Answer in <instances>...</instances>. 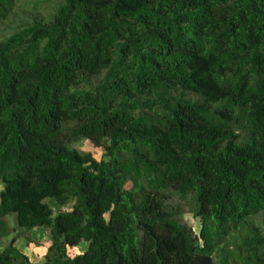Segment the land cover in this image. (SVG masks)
I'll return each mask as SVG.
<instances>
[{
    "label": "trees",
    "instance_id": "trees-1",
    "mask_svg": "<svg viewBox=\"0 0 264 264\" xmlns=\"http://www.w3.org/2000/svg\"><path fill=\"white\" fill-rule=\"evenodd\" d=\"M262 213L264 0H59L0 38V264H264Z\"/></svg>",
    "mask_w": 264,
    "mask_h": 264
},
{
    "label": "rangeland",
    "instance_id": "rangeland-1",
    "mask_svg": "<svg viewBox=\"0 0 264 264\" xmlns=\"http://www.w3.org/2000/svg\"><path fill=\"white\" fill-rule=\"evenodd\" d=\"M59 0H16L15 8L10 17L1 25L0 30V38H4L11 34L14 29L19 26L21 23H24L30 20L35 13L40 14H47L48 8L52 5L58 3ZM75 147H78L85 151H91L92 154L100 158L104 153L102 147L95 146L90 139L84 138L74 143ZM169 202L173 206V208L178 212L177 217L182 221L190 225L194 231L199 234L201 228V220L199 217L194 215V202L192 201L191 197H187L185 199L179 198L177 195H172L169 199ZM60 209L62 211L68 210L69 207L61 206L55 208ZM11 219V218H10ZM260 222L264 224V213L260 215ZM11 221L13 224L15 223L14 219ZM44 230L47 228L42 226L40 227ZM27 235V236H26ZM24 236L25 239L22 238L20 242L17 244L19 248L22 250H28L30 247L28 246L29 243L33 244L34 252L30 249L29 255L33 258L36 262H41L45 259L43 251H46V246L50 245L47 236L43 230H39L34 228L29 234ZM20 237V238H21ZM6 239L3 240L2 244H5ZM27 244V245H26ZM88 246L87 241H82L79 245L70 246L69 253L74 255L76 253H80L84 251ZM219 259V258H217Z\"/></svg>",
    "mask_w": 264,
    "mask_h": 264
},
{
    "label": "crops",
    "instance_id": "crops-1",
    "mask_svg": "<svg viewBox=\"0 0 264 264\" xmlns=\"http://www.w3.org/2000/svg\"><path fill=\"white\" fill-rule=\"evenodd\" d=\"M37 229H39V230H43L44 232H46V234H48L49 233V231L46 229V230H44V229H42V228H40V227H37ZM22 238L23 239H25L24 237H21V238H18L17 240H16V244H18L19 242H20V240H22ZM47 238H48V241L50 242V244H51V241H50V239H49V235L47 236ZM27 245V244H26ZM18 246V245H17ZM30 248L28 249V250H23V251H25L26 253H28L29 254V251H30V249L34 252V247H33V244L32 243H29V245H28ZM49 246V245H48ZM48 246H46L45 248L47 249V247ZM19 247V246H18ZM22 249V248H21ZM46 251H43V253H45ZM30 258L33 260V258L30 256ZM45 260V259H44ZM44 260H42L41 262H43ZM34 261V260H33ZM34 262H36V261H34ZM38 263V262H37ZM40 263V262H39Z\"/></svg>",
    "mask_w": 264,
    "mask_h": 264
}]
</instances>
